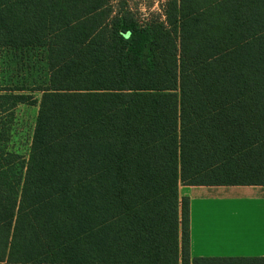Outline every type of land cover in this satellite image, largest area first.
Listing matches in <instances>:
<instances>
[{"label":"trees","instance_id":"1","mask_svg":"<svg viewBox=\"0 0 264 264\" xmlns=\"http://www.w3.org/2000/svg\"><path fill=\"white\" fill-rule=\"evenodd\" d=\"M124 3L0 0V66L43 70H0V264H264L191 258L178 193L264 187V0H168L142 19ZM30 93L25 157L12 123Z\"/></svg>","mask_w":264,"mask_h":264},{"label":"crops","instance_id":"2","mask_svg":"<svg viewBox=\"0 0 264 264\" xmlns=\"http://www.w3.org/2000/svg\"><path fill=\"white\" fill-rule=\"evenodd\" d=\"M179 185L189 199V254L201 258H264V187Z\"/></svg>","mask_w":264,"mask_h":264},{"label":"rangeland","instance_id":"3","mask_svg":"<svg viewBox=\"0 0 264 264\" xmlns=\"http://www.w3.org/2000/svg\"><path fill=\"white\" fill-rule=\"evenodd\" d=\"M110 6L116 5L118 0H108ZM168 0H125V8L131 9L135 14L142 18H147L150 15L159 16L162 13V5L166 4ZM157 12V13H156ZM13 53L4 56L0 66L1 76L6 82H17L25 79V82L31 84V81H39L43 76V70L39 63L31 66L30 59L26 61V56L21 55L12 56ZM18 54V53H16ZM31 56L33 59L32 55ZM31 59V60H32ZM33 61V60H32ZM30 95L37 101L33 105H19L14 112V120L12 123L13 138L11 149L18 151L21 155L27 156L30 138L32 135L35 117L38 110V101L40 99L39 93H30ZM208 190L207 188L194 187L190 189V194L198 195L199 190ZM184 197H186L184 195ZM189 201V199H188Z\"/></svg>","mask_w":264,"mask_h":264}]
</instances>
